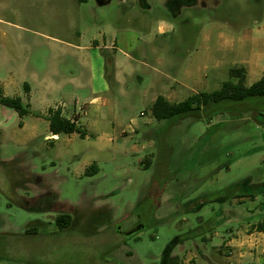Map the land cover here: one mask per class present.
<instances>
[{
	"label": "rangeland",
	"instance_id": "obj_1",
	"mask_svg": "<svg viewBox=\"0 0 264 264\" xmlns=\"http://www.w3.org/2000/svg\"><path fill=\"white\" fill-rule=\"evenodd\" d=\"M50 2L51 19L44 17L45 0H0V17L52 36L56 79L76 71L61 58L65 42L89 46L105 30L109 44V29L144 37L148 43L136 39L132 55L143 61L144 50H156L166 61L164 83L173 88L185 84L188 70L202 79L199 90H219L245 55L256 51L249 61L259 62L264 54V0ZM161 29L166 35H158ZM31 47L37 67L48 44ZM147 59L151 65L156 58L149 52ZM134 71L133 97L115 126H88L99 114L78 105L85 138L52 140L44 118L22 119V128L14 110L0 114V264H21L29 255L40 264H258L236 261L240 252L230 241L246 221L264 220V196L240 200L257 196L253 186L264 182V98L158 121L150 110L153 93H146L153 73L138 63ZM184 91L185 98L192 94ZM68 110L76 111L72 102ZM93 163L98 173L85 175ZM62 213L73 222L59 231L55 219ZM192 230L200 236H189Z\"/></svg>",
	"mask_w": 264,
	"mask_h": 264
},
{
	"label": "crops",
	"instance_id": "obj_2",
	"mask_svg": "<svg viewBox=\"0 0 264 264\" xmlns=\"http://www.w3.org/2000/svg\"><path fill=\"white\" fill-rule=\"evenodd\" d=\"M45 2L48 4L44 5V17L48 15L51 19V2L50 0H45ZM30 7H33V5L31 4ZM15 15L17 20H25V18L32 20L36 18V14ZM109 30L112 34V41L109 44L107 43L105 30L99 31L98 35L93 37L89 46H82L80 43L72 42H65V45L62 44L65 48L62 50L61 58L66 55L67 64L76 68V71L56 79L54 74H52V36L0 17V70L1 68L6 70V76L0 77V97L20 98L22 103L28 106L31 113L23 118H20L14 110L21 119L20 127L25 128L27 126V123L22 121V119L27 117H42L49 125V121L46 119L49 110L61 108L63 116L75 122L82 129L83 125L80 120L82 114L78 110L80 108V111H83L85 107H87L88 111L92 110L95 114H99V120L88 121V126L99 124H112L115 126L120 120L122 110L126 108L124 102L129 101L133 97V89L129 86V79L133 76L137 63L146 65L153 73L152 83L149 91L146 92L148 94L153 93L150 110L159 96H163L170 101L171 97L180 95L184 96V99L181 100L183 101L193 94L217 90H199L202 79L188 70L183 72L185 84H181L179 88L166 86L163 80L164 72L161 69V67L165 66L166 61L162 57L158 58L156 50H144L143 61L132 55L137 42L136 39L144 44L148 43L144 42V37L142 39L140 37L137 38L136 35L131 36V31ZM75 35L78 41L83 37V34L79 31H76ZM158 35H166L165 30L161 29ZM203 36L205 39L208 38L207 30L203 31ZM41 40L44 41V44H48V53L42 63H38L37 67H32L31 46L40 43ZM149 52L156 58L154 64L151 65L147 61V53ZM255 55L256 51H251L248 55H245L246 60H240L239 64H241V67H238L246 70L248 86H251L264 76V54L260 57L259 62L249 61V58ZM216 75L212 76L209 82H212ZM137 80L138 84L143 81L140 77ZM188 81L196 84L197 89H189ZM184 90L192 94L187 95L185 98L186 93ZM88 92L90 93L86 95ZM71 102L76 109L74 113H69L68 110ZM79 104L83 105L84 108H78ZM5 108L8 107L0 104V114L5 111ZM83 114L87 115L86 112H83ZM84 131L87 133L88 130ZM3 132L4 127L0 125V136ZM59 136H52L51 133L49 135V137L54 138L52 140H56ZM253 187L257 188L258 192H256L257 196L253 195L252 197L258 200L259 195L264 196L262 191L264 182ZM247 198H240V200ZM228 211L229 209L224 212ZM224 212L221 211V213ZM223 219L221 218L220 220L224 222ZM246 222L244 223L245 228H240L235 233L236 237L230 241L240 252L236 261H242L240 257H246L247 259L256 260L258 264H264V231H258L255 227L256 225H253V221ZM239 223L233 221L231 225H238ZM39 224L41 223L39 222ZM224 226H226V223H224ZM26 233H28V229ZM15 235L19 234L16 233ZM30 257L31 255L28 256L29 259H25L21 264H40L38 260L35 258L30 259Z\"/></svg>",
	"mask_w": 264,
	"mask_h": 264
},
{
	"label": "trees",
	"instance_id": "obj_3",
	"mask_svg": "<svg viewBox=\"0 0 264 264\" xmlns=\"http://www.w3.org/2000/svg\"><path fill=\"white\" fill-rule=\"evenodd\" d=\"M229 73L233 80L224 82L219 90L193 94L178 103H172L165 97L159 96L152 105V116L158 121L173 120L197 113L204 107L212 105L217 106L225 102L240 103L250 99L264 98V76L259 81L248 86L247 74L244 68H232ZM0 104L15 110L20 118L31 113L28 106H25L20 98L0 97ZM46 119L49 121V131L52 136L72 134H78L81 138L87 136L86 131L78 127L75 122L63 116L61 108L50 109ZM97 173V165L92 164L87 168L85 175L89 176ZM72 222V216L66 213L57 215L55 219V225L59 231L68 229L72 225ZM255 227L258 231L263 232L264 221L258 223ZM29 231L32 230L30 229ZM188 235L192 238L200 236L196 230L190 231Z\"/></svg>",
	"mask_w": 264,
	"mask_h": 264
}]
</instances>
